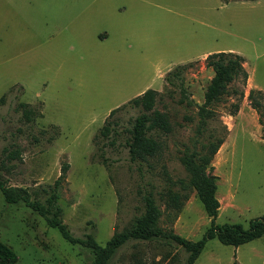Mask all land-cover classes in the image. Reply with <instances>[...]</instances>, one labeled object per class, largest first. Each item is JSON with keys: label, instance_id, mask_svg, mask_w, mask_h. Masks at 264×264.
<instances>
[{"label": "rangeland", "instance_id": "obj_1", "mask_svg": "<svg viewBox=\"0 0 264 264\" xmlns=\"http://www.w3.org/2000/svg\"><path fill=\"white\" fill-rule=\"evenodd\" d=\"M232 51L244 58L247 79L234 80L215 104L200 134L197 106L212 76L205 53ZM190 99L166 89L164 76L178 64ZM151 88L155 109L170 120L169 133L150 131L163 144L147 161L129 160L127 128L139 110H117V135H98L111 109ZM255 90L253 98L248 97ZM0 174L6 183L45 198L67 163L59 186L62 221L77 237L103 244L143 211L151 192L160 209L168 180L187 178L183 151L213 135L224 140L211 161L219 201L216 224L239 223L264 211V0H0ZM26 103L40 115L22 116ZM259 103V110L252 103ZM17 151L16 157H8ZM105 158V162L102 159ZM177 216L159 225L198 240L210 224L195 192L187 191ZM0 241L14 252L0 264H90L93 254L70 244L43 217L0 191ZM186 251L163 239L128 240L108 264L138 257L183 264ZM264 264V235L239 246L208 239L194 264Z\"/></svg>", "mask_w": 264, "mask_h": 264}, {"label": "trees", "instance_id": "obj_2", "mask_svg": "<svg viewBox=\"0 0 264 264\" xmlns=\"http://www.w3.org/2000/svg\"><path fill=\"white\" fill-rule=\"evenodd\" d=\"M228 1V0H225ZM244 58L232 51H217L206 55L204 58L205 66L211 68L212 76L209 79L204 93L203 102L197 106L198 121L196 132L202 133L207 127L208 120L212 119L215 114L214 105L219 103L225 94L228 93L231 83L241 78L246 80L248 75L243 66ZM178 64L168 72L164 79L166 89L175 90L181 94V100L187 104L190 99L186 94V88L183 85V71L187 65ZM255 90H250L249 98H253ZM157 95H161L155 90L148 88L139 95L131 98L126 103L110 110L103 124L98 129V135L109 139L117 135V120H110L114 113L125 106L137 108L139 112L133 118L131 125L127 128L128 136L125 139L129 160L134 162L147 161V159L157 156L161 153L163 144L158 138L152 136L150 131H160L169 133L171 130L170 120L165 112L155 109ZM5 96H0V103ZM19 107H24L22 116L26 121H31L37 112L26 103L20 102ZM252 107L259 110V103H252ZM261 123L260 137L264 141V124ZM224 140V135H213L210 140L201 142L199 148L188 149L179 156V161L187 172V178L169 179L171 184L177 185L178 190L167 186L161 192L160 198L164 203L161 210L155 202L151 192L142 195L143 211L135 216L128 226L120 230H114L112 235L103 243H98L90 233L84 234L83 237L75 236L70 228L62 221V209L58 205L59 186L63 181L64 173L68 169V164H61V173L48 189H42L47 196L43 199L32 197L31 193L22 187L10 186L6 183L0 174V191L5 202L14 204L22 203L26 207L35 211L43 217L49 227L56 228L62 238L70 244H79L91 250L93 257L90 264H108L114 252L128 240L150 241L153 239H163L166 242H174L182 247L187 256L183 264H194L196 258L201 253L205 242L208 239L216 238L220 243L225 245L239 246L250 240L264 235V211L260 216L249 220L245 228L239 223L216 224L214 219L218 213L219 201L216 197V177L211 173V161L214 154ZM17 151L9 153L8 157H16ZM105 162V158L102 159ZM191 189L195 192L198 200L202 204L203 210L210 224L205 229L202 237L198 240H191L175 233L170 228H163L159 225L161 217L164 215L166 221H172L180 211L184 201L188 197L187 191ZM0 258L13 259L14 252L10 247L0 241ZM130 264H157L156 262H146L138 257L132 259ZM236 264V263H234Z\"/></svg>", "mask_w": 264, "mask_h": 264}, {"label": "crops", "instance_id": "obj_3", "mask_svg": "<svg viewBox=\"0 0 264 264\" xmlns=\"http://www.w3.org/2000/svg\"><path fill=\"white\" fill-rule=\"evenodd\" d=\"M208 53H205L203 56H206Z\"/></svg>", "mask_w": 264, "mask_h": 264}]
</instances>
